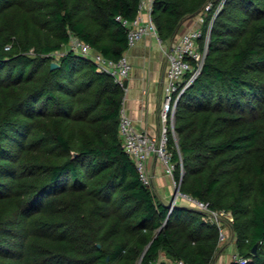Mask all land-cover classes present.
<instances>
[{
	"label": "trees",
	"instance_id": "1",
	"mask_svg": "<svg viewBox=\"0 0 264 264\" xmlns=\"http://www.w3.org/2000/svg\"><path fill=\"white\" fill-rule=\"evenodd\" d=\"M139 1L0 0V264H211L219 250L208 211H169L139 179L118 132L123 86L68 47L74 34L119 58L127 34L115 16L133 18ZM207 1L153 0L159 38ZM211 4L201 69L177 100V139L169 131L174 178L231 212L221 220L245 260L231 264H264V0Z\"/></svg>",
	"mask_w": 264,
	"mask_h": 264
},
{
	"label": "built area",
	"instance_id": "2",
	"mask_svg": "<svg viewBox=\"0 0 264 264\" xmlns=\"http://www.w3.org/2000/svg\"><path fill=\"white\" fill-rule=\"evenodd\" d=\"M152 4L153 0H140L138 11L131 19L120 14L115 16V19L126 29L127 47L134 45L144 35L149 33L157 34L155 23L151 17ZM221 4L222 2L216 6L214 14L221 7ZM211 5V0L207 1L200 11L199 26L184 32L178 40L174 41L165 50L167 63L164 81V97L160 111V118L162 121L160 134L158 136H152L146 130L136 128L123 105H121L119 112L118 132L121 137L123 148L133 159L138 177L145 185H152L149 176L148 161L153 155L163 163L166 173L173 177L175 190L171 199L169 211H171L173 205L180 200L201 210L208 211L210 219L215 221L219 226V238L220 241H222L225 239L226 234L221 224V218L228 219L231 222L233 219L231 212L229 210L211 209L208 201L201 200L180 189V182H177L174 178L175 164L171 160L172 152L168 147L169 131L171 130L173 135H175L174 120L177 100L183 90L198 75L207 52L211 22L205 33L202 28V23L205 11L209 9ZM202 38H204L203 42H201ZM68 47L75 53L93 61L98 71L109 73L117 83L123 86L124 79L131 70V63L125 53L117 59L108 58L101 52L93 49L88 42L74 34L70 36ZM62 53H64V51L55 52V58H58ZM168 120L171 121L170 128L167 125ZM233 261L242 263L245 260L236 252L233 255ZM149 264L187 263L182 259L170 260L163 257V255H159Z\"/></svg>",
	"mask_w": 264,
	"mask_h": 264
},
{
	"label": "crops",
	"instance_id": "3",
	"mask_svg": "<svg viewBox=\"0 0 264 264\" xmlns=\"http://www.w3.org/2000/svg\"><path fill=\"white\" fill-rule=\"evenodd\" d=\"M199 14L200 11L185 16L169 39L161 40L157 34L149 33L124 51L131 63V70L124 79L126 85H123L122 105L134 126L146 130L152 136H158L162 128L160 111L167 63L165 50L184 32L200 25ZM148 170L153 178L152 189L156 197L168 203L175 189L170 175L165 172L163 164L155 155L148 161ZM177 202L186 204L183 200ZM225 229L226 240L220 241L221 246L211 264L233 262V255L237 252L236 238L230 225H226Z\"/></svg>",
	"mask_w": 264,
	"mask_h": 264
},
{
	"label": "rangeland",
	"instance_id": "4",
	"mask_svg": "<svg viewBox=\"0 0 264 264\" xmlns=\"http://www.w3.org/2000/svg\"><path fill=\"white\" fill-rule=\"evenodd\" d=\"M161 119V118H160ZM167 125H168V127L170 128L171 127V121L170 120H168L167 121ZM173 134V133H172ZM174 137H175V139H177V135H176V133H175V135H174ZM162 163V162H161ZM163 164V163H162ZM163 167H164V165H163ZM165 170V169H164ZM166 172V171H165ZM150 175V178H151V184L153 183V181H152V175H151V173H149ZM169 175V174H168ZM169 178L171 179V182H172V184H173V187H174V183H173V177H171V176H169ZM151 187H152V185H151ZM174 189H175V187H174ZM171 201V198L168 200V203ZM227 220V219H226ZM226 220H224V219H222L221 220V223H223V228L225 229V226L227 225V221ZM226 230V229H225ZM226 240V239H225ZM225 240H222L221 242H224Z\"/></svg>",
	"mask_w": 264,
	"mask_h": 264
},
{
	"label": "water",
	"instance_id": "5",
	"mask_svg": "<svg viewBox=\"0 0 264 264\" xmlns=\"http://www.w3.org/2000/svg\"><path fill=\"white\" fill-rule=\"evenodd\" d=\"M56 66H58V62L57 61H55V60H52L51 62H50V67L51 68H54V67H56ZM123 85L125 86L126 84H125V81L123 82ZM171 203V202H170ZM255 250H256V244H254L253 245V248H252V251L253 252H255Z\"/></svg>",
	"mask_w": 264,
	"mask_h": 264
}]
</instances>
